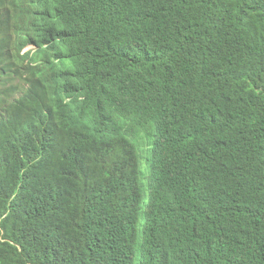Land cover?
I'll list each match as a JSON object with an SVG mask.
<instances>
[{
  "label": "trees",
  "instance_id": "obj_1",
  "mask_svg": "<svg viewBox=\"0 0 264 264\" xmlns=\"http://www.w3.org/2000/svg\"><path fill=\"white\" fill-rule=\"evenodd\" d=\"M0 17L73 63L21 88L0 28V264H264V0H0ZM122 82L160 125L146 200L119 156Z\"/></svg>",
  "mask_w": 264,
  "mask_h": 264
},
{
  "label": "clouds",
  "instance_id": "obj_2",
  "mask_svg": "<svg viewBox=\"0 0 264 264\" xmlns=\"http://www.w3.org/2000/svg\"><path fill=\"white\" fill-rule=\"evenodd\" d=\"M0 20V28L9 31L7 38L12 36L15 45L12 46L14 52L13 67L15 70L12 74L22 79H14L13 81L23 87L24 83L30 88L28 80L31 78L32 71L35 72L37 67H48V61L51 60L58 68L64 72L71 71L72 59H61L67 51V46L63 41L57 38L54 42L39 45L30 40L24 31L18 29L17 21L13 18H2ZM11 35V36H10ZM3 37V35H2ZM55 46L56 49L52 47ZM31 68H34L33 70ZM18 73L21 76H18ZM65 85L64 79L62 80ZM64 103L69 109L77 114L80 110V103L85 100L83 95L79 93H69L63 91ZM153 96L148 89H135L123 82L120 84L114 107L116 116L122 125L124 137L128 141L124 152L119 155L126 162L135 161L139 164L141 181L148 191L146 199L150 197V187L155 183L157 178L162 177L163 170L161 166L152 167L151 158L155 149V144L160 138V125L152 110ZM98 109L92 104V130L96 126ZM90 122V120H87ZM142 153V155H141ZM142 161L148 175L149 182L145 184L143 181ZM156 255L155 257H157ZM159 257V256H158Z\"/></svg>",
  "mask_w": 264,
  "mask_h": 264
},
{
  "label": "rangeland",
  "instance_id": "obj_3",
  "mask_svg": "<svg viewBox=\"0 0 264 264\" xmlns=\"http://www.w3.org/2000/svg\"><path fill=\"white\" fill-rule=\"evenodd\" d=\"M141 155H142V153H141ZM142 170H143V181L145 184H148L149 179H148V175L146 174L143 161H142Z\"/></svg>",
  "mask_w": 264,
  "mask_h": 264
}]
</instances>
